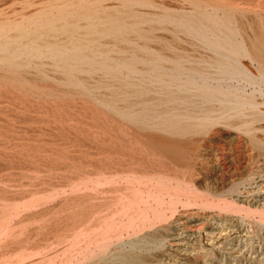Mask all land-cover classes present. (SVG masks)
Segmentation results:
<instances>
[{
  "label": "bare ground",
  "instance_id": "6f19581e",
  "mask_svg": "<svg viewBox=\"0 0 264 264\" xmlns=\"http://www.w3.org/2000/svg\"><path fill=\"white\" fill-rule=\"evenodd\" d=\"M0 264H264V0H0Z\"/></svg>",
  "mask_w": 264,
  "mask_h": 264
}]
</instances>
